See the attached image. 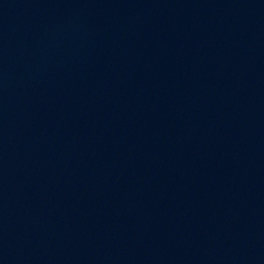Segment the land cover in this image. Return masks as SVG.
I'll list each match as a JSON object with an SVG mask.
<instances>
[{
	"label": "water",
	"instance_id": "1",
	"mask_svg": "<svg viewBox=\"0 0 264 264\" xmlns=\"http://www.w3.org/2000/svg\"><path fill=\"white\" fill-rule=\"evenodd\" d=\"M0 264H264V0H0Z\"/></svg>",
	"mask_w": 264,
	"mask_h": 264
}]
</instances>
